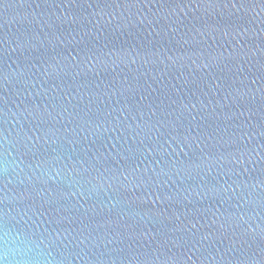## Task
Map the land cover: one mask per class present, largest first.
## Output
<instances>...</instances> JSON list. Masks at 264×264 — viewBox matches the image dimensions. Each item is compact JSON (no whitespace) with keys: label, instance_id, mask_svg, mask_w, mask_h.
Instances as JSON below:
<instances>
[{"label":"water","instance_id":"1","mask_svg":"<svg viewBox=\"0 0 264 264\" xmlns=\"http://www.w3.org/2000/svg\"><path fill=\"white\" fill-rule=\"evenodd\" d=\"M6 251L264 264V0H0Z\"/></svg>","mask_w":264,"mask_h":264},{"label":"clouds","instance_id":"2","mask_svg":"<svg viewBox=\"0 0 264 264\" xmlns=\"http://www.w3.org/2000/svg\"><path fill=\"white\" fill-rule=\"evenodd\" d=\"M39 247V245H37ZM10 255H15V252L6 251L3 257H0V264H12L11 260L9 259ZM17 264H20V262H17ZM37 264H41V262H37ZM43 264H53V261L47 260L43 262Z\"/></svg>","mask_w":264,"mask_h":264}]
</instances>
